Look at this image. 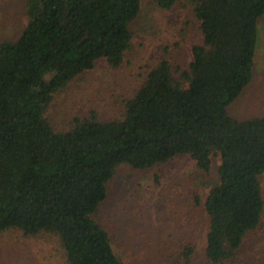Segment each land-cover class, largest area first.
I'll return each mask as SVG.
<instances>
[{"label": "trees", "instance_id": "obj_1", "mask_svg": "<svg viewBox=\"0 0 264 264\" xmlns=\"http://www.w3.org/2000/svg\"><path fill=\"white\" fill-rule=\"evenodd\" d=\"M187 1L202 42L186 68L175 76L162 59L120 118L92 111L56 131L45 115L53 96L98 60L121 67L142 0H19L27 23L0 41V234L53 235L67 264H126L97 219L109 182L121 165L144 171L189 155L204 173L218 160L204 202L206 261H236L264 217V116L237 119L229 108L253 80L264 0Z\"/></svg>", "mask_w": 264, "mask_h": 264}, {"label": "rangeland", "instance_id": "obj_2", "mask_svg": "<svg viewBox=\"0 0 264 264\" xmlns=\"http://www.w3.org/2000/svg\"><path fill=\"white\" fill-rule=\"evenodd\" d=\"M27 23L19 0L0 1V41L13 39ZM131 48L124 63L112 70L104 59L57 92L46 111L56 131H66L74 117L95 111L100 120L121 117L146 74L167 59L173 73L191 62L201 31L187 0L170 9L142 0L131 25ZM16 34V35H15ZM231 116H264V16L258 22V44L250 85L229 108ZM218 160L208 173L199 171L189 155H178L149 170L121 165L109 182V198L97 219L108 231L113 248L126 264H208L205 258L208 219L206 197L219 183ZM264 196V174L260 178ZM199 198L196 204L194 198ZM186 247L193 249L189 261ZM0 264H67L57 237L41 233L26 236L17 229L0 234ZM233 264H264V217L258 230L243 243Z\"/></svg>", "mask_w": 264, "mask_h": 264}]
</instances>
